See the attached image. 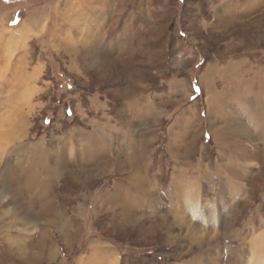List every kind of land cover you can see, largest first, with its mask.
<instances>
[{"label":"rangeland","instance_id":"374dc122","mask_svg":"<svg viewBox=\"0 0 264 264\" xmlns=\"http://www.w3.org/2000/svg\"><path fill=\"white\" fill-rule=\"evenodd\" d=\"M262 81L264 0H0V264H264Z\"/></svg>","mask_w":264,"mask_h":264},{"label":"bare ground","instance_id":"6f19581e","mask_svg":"<svg viewBox=\"0 0 264 264\" xmlns=\"http://www.w3.org/2000/svg\"><path fill=\"white\" fill-rule=\"evenodd\" d=\"M107 4H108V3H107ZM237 72L240 74L241 71H237ZM243 73H244V72H243ZM245 73H246V72H245ZM241 76H242V75H241ZM254 78H255V77H254ZM260 82H261V81H260ZM262 85H263V88H264V81H262ZM263 88H262V89H263ZM235 96H236V95H235ZM238 96H239V95H238ZM245 97H246V96H245ZM245 97H244V98H245ZM241 98H242V97H241Z\"/></svg>","mask_w":264,"mask_h":264}]
</instances>
